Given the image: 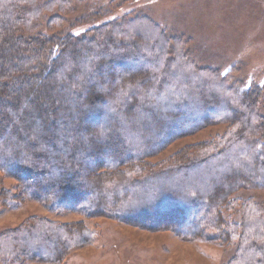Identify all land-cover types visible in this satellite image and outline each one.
I'll return each mask as SVG.
<instances>
[{
    "label": "trees",
    "instance_id": "obj_1",
    "mask_svg": "<svg viewBox=\"0 0 264 264\" xmlns=\"http://www.w3.org/2000/svg\"><path fill=\"white\" fill-rule=\"evenodd\" d=\"M28 2L0 0V169L39 178L35 183L45 190L40 201L52 211H78L83 202L88 206L81 210L89 217L106 215L152 229L167 225L184 238L181 233L192 239L204 233L207 240L229 243L237 236L240 250L229 264H264V215L256 211L261 209L245 205L241 220L233 223L242 231H231L229 236L220 211V203L235 194L241 183H257L246 180L245 174L254 177L264 171V115L257 108L260 89L243 94V99L236 93L226 97L214 89L217 80L212 84L208 79L194 81L187 73L182 86L188 90L179 98L167 96L166 86H174L168 74L174 66L196 69L180 48V37H175L173 51L168 53L157 37L137 29L138 20H131L104 24L91 36L67 32L25 39L24 29L30 30L33 18L40 14L34 11V3L29 10ZM140 62L148 67L133 66ZM160 64L167 70L160 72ZM210 112L231 121L230 129L236 130L229 140L221 145L208 141L202 150L184 153L177 166L147 164L150 154L175 131H184L202 117L210 120ZM237 147L240 152L233 157ZM227 156L239 166L226 161ZM219 159L221 163L210 167V174H197L192 181L194 171ZM171 173L174 181L169 178L165 183L178 187L182 176L189 189L181 186V192H171L192 211L179 205L180 218H164L174 209L156 219L163 184L145 193L151 208L145 205L133 213L125 207L135 189ZM73 183L74 187L68 185ZM78 186L91 187L92 193L74 196ZM26 193L31 195V190L27 188ZM233 204L230 200L228 208ZM191 224L196 225L194 233L185 229ZM211 230L218 232L206 235ZM15 234L12 252L0 253V261L6 264H23L20 258L61 263L73 249L90 241L84 227L37 218Z\"/></svg>",
    "mask_w": 264,
    "mask_h": 264
},
{
    "label": "rangeland",
    "instance_id": "obj_2",
    "mask_svg": "<svg viewBox=\"0 0 264 264\" xmlns=\"http://www.w3.org/2000/svg\"><path fill=\"white\" fill-rule=\"evenodd\" d=\"M29 1L31 3H26L29 10L31 4L34 3V11L40 10L37 12L40 14L33 18V26L30 30L24 29L25 39L40 34L50 37L67 32L79 37L87 33L91 36L95 34V28H100L104 24L138 20L137 29L147 35L157 37L161 46L166 47L164 48L166 50H163L168 53L172 50L170 46L176 44L175 37H180V48L188 53L196 68L182 69L174 66L177 72L175 69H173L174 73L172 69L168 72L174 86H166L167 96L179 98L183 92L188 90L186 86H182L185 74L188 73L192 75L191 78L194 81L208 79V82L212 84L213 80H217L218 88L214 87V89L226 97L236 93L240 99H243L241 98L243 94L254 92L258 87L261 93L257 108L264 115V0ZM164 36L168 42L165 41ZM163 50L161 52L164 53ZM178 63L182 64L183 61H178ZM133 66L148 67L144 62L133 64ZM159 68L160 72L167 70V67L161 64ZM173 74L178 75L176 79L173 78ZM199 81L196 82L199 83ZM179 86L181 89L177 91ZM225 89L232 90L227 91L231 94H227ZM165 98V95L161 96V100ZM206 113L203 112L202 115ZM210 113L213 114V112ZM213 115L210 120L206 118V121H203L204 117H202L197 123L189 124L190 127L184 131L173 130L175 135L166 143L160 144L153 155L150 154L146 159L147 164L164 167L177 166L184 153L198 152L208 141L214 145H221L229 140L230 134L236 130L230 129L231 121L219 117L223 114ZM238 152H240L239 147L233 157L238 155ZM231 160L233 165L239 166L235 158L226 157V161ZM220 163V159L211 161L198 171H194L192 181L197 174L201 176L210 174L212 172L210 167ZM32 170L41 174L38 170ZM36 173H33L34 177ZM225 173L227 174L228 171L226 170ZM172 176L174 177V173L162 175L150 180L148 186L144 185L135 189L134 196H132L134 200L125 201V207L133 213H138L145 205L151 208L152 205L146 201L145 193L149 194L155 186L158 185L159 188L163 184L156 201V212L160 211L156 219H161L164 211L174 209L176 210L171 212V216L166 214L164 218L170 220L174 217L175 219L180 218L179 205L184 206L187 211H192L190 206L180 204V197L171 192V190L181 192V186L189 189L183 184L182 176V183L178 187H172V183L169 185L165 183L169 178L174 181ZM244 178L255 180L257 183L251 185L241 183L240 188L232 195L233 197L231 196L232 198L226 197L220 203L223 223L228 224L224 229L228 236L231 231L236 233L242 231L241 228H234L233 223L234 220H241L245 205L260 208L261 210H256L258 215H264V171L254 177H251L250 173L245 174ZM38 180L39 178L34 180L26 178L20 172L13 173L12 170L0 169V253L12 252L13 237L16 238V231H23L24 226L34 218L84 227L90 241L85 246L73 249L61 263H43L20 258L23 264H229L240 250V240L237 236L229 239V243H224L207 240L203 236L204 233L194 239L181 233L186 238H190L186 239L167 225L152 229L126 223L116 217L106 215L96 214L89 217L81 210L84 206H88L83 202L79 204L80 210L78 211L71 209L66 212L52 211L48 204L40 201L45 190H41L40 186L35 183ZM192 181L188 182L192 183ZM68 185L74 187L75 183ZM27 188L31 190V195L26 193ZM74 191V196L77 197L92 193L91 187L78 186ZM135 196L137 197L134 198ZM79 199L81 198L75 200L79 202ZM4 200L9 201L6 203ZM93 200L94 198L90 197V201ZM230 200L234 201V204L228 208ZM160 202L161 208L158 205ZM162 203L165 204L162 205ZM188 221L194 223L195 220L193 217H188ZM195 226L191 224V226H185V229L188 228L186 231L194 233L197 231ZM216 232L218 231L211 230L206 235H213ZM18 255L11 254L15 258ZM0 264H6V262L0 261Z\"/></svg>",
    "mask_w": 264,
    "mask_h": 264
},
{
    "label": "snow or ice",
    "instance_id": "obj_3",
    "mask_svg": "<svg viewBox=\"0 0 264 264\" xmlns=\"http://www.w3.org/2000/svg\"><path fill=\"white\" fill-rule=\"evenodd\" d=\"M226 74V73H225Z\"/></svg>",
    "mask_w": 264,
    "mask_h": 264
}]
</instances>
